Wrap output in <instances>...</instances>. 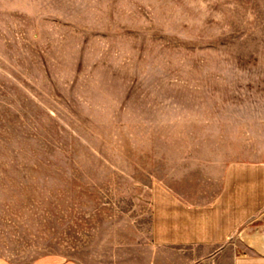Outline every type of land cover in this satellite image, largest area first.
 <instances>
[{
  "label": "rangeland",
  "instance_id": "obj_1",
  "mask_svg": "<svg viewBox=\"0 0 264 264\" xmlns=\"http://www.w3.org/2000/svg\"><path fill=\"white\" fill-rule=\"evenodd\" d=\"M236 163L264 164V0H0V258L199 264L155 196Z\"/></svg>",
  "mask_w": 264,
  "mask_h": 264
},
{
  "label": "crops",
  "instance_id": "obj_2",
  "mask_svg": "<svg viewBox=\"0 0 264 264\" xmlns=\"http://www.w3.org/2000/svg\"><path fill=\"white\" fill-rule=\"evenodd\" d=\"M153 238L174 247L200 246L213 250L197 263L264 264V164H233L220 193L196 205L161 191L155 196ZM263 244V245H262ZM0 264H17L0 258ZM28 264H80L71 258L45 255Z\"/></svg>",
  "mask_w": 264,
  "mask_h": 264
},
{
  "label": "bare ground",
  "instance_id": "obj_3",
  "mask_svg": "<svg viewBox=\"0 0 264 264\" xmlns=\"http://www.w3.org/2000/svg\"><path fill=\"white\" fill-rule=\"evenodd\" d=\"M263 245V244H262Z\"/></svg>",
  "mask_w": 264,
  "mask_h": 264
}]
</instances>
